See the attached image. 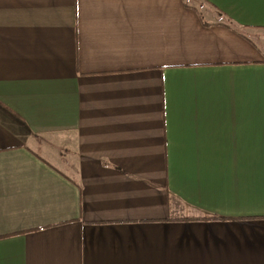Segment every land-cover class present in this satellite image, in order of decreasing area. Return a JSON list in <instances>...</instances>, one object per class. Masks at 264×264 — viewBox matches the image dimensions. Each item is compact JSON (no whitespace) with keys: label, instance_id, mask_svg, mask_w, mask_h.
I'll return each mask as SVG.
<instances>
[{"label":"crops","instance_id":"0c3cea01","mask_svg":"<svg viewBox=\"0 0 264 264\" xmlns=\"http://www.w3.org/2000/svg\"><path fill=\"white\" fill-rule=\"evenodd\" d=\"M0 264H264V0H0Z\"/></svg>","mask_w":264,"mask_h":264},{"label":"rangeland","instance_id":"374dc122","mask_svg":"<svg viewBox=\"0 0 264 264\" xmlns=\"http://www.w3.org/2000/svg\"><path fill=\"white\" fill-rule=\"evenodd\" d=\"M40 150H42V149H40ZM41 152H43V151H41Z\"/></svg>","mask_w":264,"mask_h":264}]
</instances>
